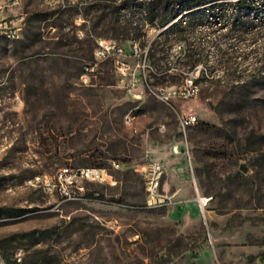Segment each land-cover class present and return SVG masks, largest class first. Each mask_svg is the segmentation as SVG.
I'll use <instances>...</instances> for the list:
<instances>
[{"label": "rangeland", "instance_id": "obj_1", "mask_svg": "<svg viewBox=\"0 0 264 264\" xmlns=\"http://www.w3.org/2000/svg\"><path fill=\"white\" fill-rule=\"evenodd\" d=\"M90 2L22 0L24 30L0 47L4 264H264V8L249 28L165 33L174 19L108 38ZM100 39L125 46L124 81L114 59L82 79ZM190 74L195 95L162 98ZM184 114L198 118L186 131ZM150 160L173 204L146 205Z\"/></svg>", "mask_w": 264, "mask_h": 264}, {"label": "trees", "instance_id": "obj_2", "mask_svg": "<svg viewBox=\"0 0 264 264\" xmlns=\"http://www.w3.org/2000/svg\"><path fill=\"white\" fill-rule=\"evenodd\" d=\"M230 4L234 10L227 12L226 5ZM261 8H264V0H91L86 13L88 15L93 9L103 11L101 18L106 37L116 38L120 35L133 37L138 25L162 28L174 19L165 33L176 30L185 35L191 28L211 20L221 27H229V31L249 28L255 24Z\"/></svg>", "mask_w": 264, "mask_h": 264}, {"label": "built area", "instance_id": "obj_3", "mask_svg": "<svg viewBox=\"0 0 264 264\" xmlns=\"http://www.w3.org/2000/svg\"><path fill=\"white\" fill-rule=\"evenodd\" d=\"M22 0H0V47L5 43V35H12L15 40L21 36L25 23L26 14L18 11V5ZM131 54L136 58L143 60L146 64L149 59V47L141 48L135 44L131 49ZM126 56L125 46L115 39H100L97 48L94 51V58L85 62L81 77L84 82L88 83L92 76H96L100 69V63L108 59L117 61V68L120 72V79L124 81V76L127 75L130 64L121 58ZM138 79L133 78V82ZM198 92V86L192 74L187 78V84L173 86L165 90L162 98L167 102L174 96L179 95H195ZM198 122V118L193 114H184L180 116L181 129L186 131V128ZM117 165V164H115ZM118 167L120 165H117ZM82 179L91 181H111V175L106 172V169L100 167H83ZM65 174L70 170L66 168ZM156 172H165V165L159 160H150L143 170L145 179V189L147 192L146 205L149 207H160L173 204L175 202L174 195L162 190L161 182L156 181ZM208 199V198H207ZM209 201V199L207 200ZM18 261H21V252L17 253ZM0 264H4V258L0 253Z\"/></svg>", "mask_w": 264, "mask_h": 264}, {"label": "bare ground", "instance_id": "obj_4", "mask_svg": "<svg viewBox=\"0 0 264 264\" xmlns=\"http://www.w3.org/2000/svg\"><path fill=\"white\" fill-rule=\"evenodd\" d=\"M26 24V23H25ZM20 36L17 37V39L19 38ZM15 40V37L12 36V35H5V43L6 42H10V41H14ZM114 164H116V162H114ZM163 173L164 172H156V181H161L162 180V176H163ZM76 174L79 175L80 177H82V169H77L76 170ZM208 199L207 198H203L201 201L203 204H205Z\"/></svg>", "mask_w": 264, "mask_h": 264}]
</instances>
